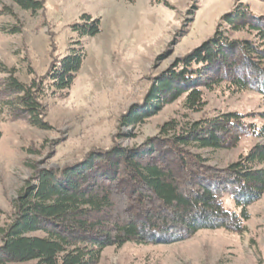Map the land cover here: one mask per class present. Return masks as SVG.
Masks as SVG:
<instances>
[{"label":"trees","instance_id":"1","mask_svg":"<svg viewBox=\"0 0 264 264\" xmlns=\"http://www.w3.org/2000/svg\"><path fill=\"white\" fill-rule=\"evenodd\" d=\"M11 1L32 13L42 9L32 0ZM222 23L226 30H217L157 76L143 102L131 107L119 123H142L181 97L186 108L199 111L203 91L221 84L256 92L264 101V16L253 15L239 3ZM72 31L96 36L100 22L83 15ZM239 33L253 34L255 40L230 36ZM84 61L82 49L72 48L28 84L12 71L4 72L0 114L49 130L42 100L65 96ZM248 117L220 114L156 145L152 140L133 148L115 144L59 170H35L17 195L10 223L0 228V264H98L106 248L129 242L169 244L201 230L242 233L249 206L264 194V144L221 169L205 165L181 146L219 150L234 148L243 138L264 139V125L256 126ZM173 129L166 123L160 133ZM172 155L176 161L170 160ZM229 200L237 211L225 208Z\"/></svg>","mask_w":264,"mask_h":264},{"label":"rangeland","instance_id":"2","mask_svg":"<svg viewBox=\"0 0 264 264\" xmlns=\"http://www.w3.org/2000/svg\"><path fill=\"white\" fill-rule=\"evenodd\" d=\"M32 1L42 9L32 13L11 0H0V81L9 71L25 84L38 80L72 48L82 49L85 61L65 96L42 100L49 130L0 114V228L10 223L17 195L35 170H59L115 144L124 148L149 140L157 144L185 133L198 121L225 113L248 114V122L264 125L262 97L225 84L203 91L204 106L199 111L186 108L181 97L142 123L132 127L119 123L131 107L143 102L157 76L217 30L227 29L222 18L235 6L242 3L253 15L263 17L264 0ZM83 15L99 20V34L82 37L72 31ZM230 36L255 40L253 34ZM166 123L174 129L161 134ZM258 144L264 139L243 138L229 149L181 148L205 165L221 169ZM170 160L176 161L173 155ZM224 206L237 211L230 200ZM123 208L124 204L118 207ZM248 212L242 233L201 230L169 244L129 242L106 248L98 264H264V194Z\"/></svg>","mask_w":264,"mask_h":264}]
</instances>
